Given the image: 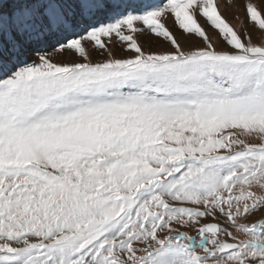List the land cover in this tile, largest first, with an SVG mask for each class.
I'll return each instance as SVG.
<instances>
[{
  "label": "snow or ice",
  "instance_id": "snow-or-ice-1",
  "mask_svg": "<svg viewBox=\"0 0 264 264\" xmlns=\"http://www.w3.org/2000/svg\"><path fill=\"white\" fill-rule=\"evenodd\" d=\"M220 7L0 0V264H264V42Z\"/></svg>",
  "mask_w": 264,
  "mask_h": 264
},
{
  "label": "rangeland",
  "instance_id": "rangeland-1",
  "mask_svg": "<svg viewBox=\"0 0 264 264\" xmlns=\"http://www.w3.org/2000/svg\"><path fill=\"white\" fill-rule=\"evenodd\" d=\"M149 2H153V0H149ZM217 2L221 4L219 11L226 19V21L230 24V26H232L238 32L243 33V31L245 30V28L242 27L243 23L244 25H246L247 31L252 35L253 42H264V30L255 28V26L246 19L245 4L247 2L255 3L256 0H217ZM200 23L205 27L206 31L213 36V42L215 43V30L206 25L202 18H200ZM183 43V40H181L182 45ZM145 49L147 50V44H145ZM152 50L160 51L162 50V47L154 43L152 46Z\"/></svg>",
  "mask_w": 264,
  "mask_h": 264
}]
</instances>
